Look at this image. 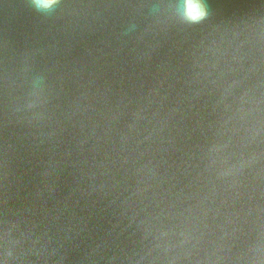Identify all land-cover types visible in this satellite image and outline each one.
Segmentation results:
<instances>
[{
  "label": "water",
  "instance_id": "obj_1",
  "mask_svg": "<svg viewBox=\"0 0 264 264\" xmlns=\"http://www.w3.org/2000/svg\"><path fill=\"white\" fill-rule=\"evenodd\" d=\"M0 0V264H264V0Z\"/></svg>",
  "mask_w": 264,
  "mask_h": 264
},
{
  "label": "clouds",
  "instance_id": "obj_2",
  "mask_svg": "<svg viewBox=\"0 0 264 264\" xmlns=\"http://www.w3.org/2000/svg\"><path fill=\"white\" fill-rule=\"evenodd\" d=\"M60 0H31V5L39 12L49 13L55 10ZM176 14L186 24H199L208 16L204 0H179Z\"/></svg>",
  "mask_w": 264,
  "mask_h": 264
}]
</instances>
